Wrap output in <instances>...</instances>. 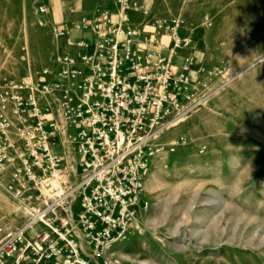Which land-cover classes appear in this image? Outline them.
<instances>
[{"label":"rangeland","instance_id":"374dc122","mask_svg":"<svg viewBox=\"0 0 264 264\" xmlns=\"http://www.w3.org/2000/svg\"><path fill=\"white\" fill-rule=\"evenodd\" d=\"M103 12L114 23L127 17L137 45L152 42L154 58L178 53L174 74H187L189 60L191 79L185 75L203 98L159 139L163 149L139 195V229L115 244V257L123 264H264V0H0V91L19 81L50 88L37 96L45 121L57 126L67 186L79 178L70 137L80 129L61 111L72 84L57 59L69 56L80 68L78 43L87 38L78 27ZM26 220L0 187V243Z\"/></svg>","mask_w":264,"mask_h":264},{"label":"built area","instance_id":"2783aa9c","mask_svg":"<svg viewBox=\"0 0 264 264\" xmlns=\"http://www.w3.org/2000/svg\"><path fill=\"white\" fill-rule=\"evenodd\" d=\"M128 23L105 12L84 20L78 29L94 40L78 43L85 51L80 68L69 56L57 59L72 84L63 89L61 111L80 129L70 137L79 175L73 185L64 183L68 170L52 135L57 126L45 121L37 96L50 88L19 81L0 91V187L27 217L0 243V264H123L113 248L139 229V195L163 149L158 141L203 102L186 73H173L175 52L154 58L152 42L137 45L139 32Z\"/></svg>","mask_w":264,"mask_h":264},{"label":"bare ground","instance_id":"6f19581e","mask_svg":"<svg viewBox=\"0 0 264 264\" xmlns=\"http://www.w3.org/2000/svg\"><path fill=\"white\" fill-rule=\"evenodd\" d=\"M120 13H121V11H120ZM122 15H123V13H122ZM121 15V16H122ZM88 41H90V40H88ZM177 54L178 53H174V55H173V64L175 65V58H176V56H177ZM188 62H190L189 60L187 61V63ZM187 63L183 66V68L182 69H185L186 71H187V74L186 75H188L189 76V78L191 79V77H190V73H191V68L187 65ZM190 65H192L191 63H190ZM188 115V114H187ZM184 119H186L185 117H183V118H181L178 122H176L174 125H173V127H176L179 123H181V122H183L184 121ZM74 169V171L76 172L77 171V168H76V165H75V167L73 168ZM77 175V174H76ZM153 176V175H152ZM151 176V177H152ZM147 181H149V180H147ZM145 182H146V180L144 181V184H145ZM148 184V183H147ZM146 186V185H145ZM201 217H198V219L196 220V222H201ZM193 233L196 235V236H198L199 234H200V232H199V229H194L193 230Z\"/></svg>","mask_w":264,"mask_h":264},{"label":"crops","instance_id":"0c3cea01","mask_svg":"<svg viewBox=\"0 0 264 264\" xmlns=\"http://www.w3.org/2000/svg\"><path fill=\"white\" fill-rule=\"evenodd\" d=\"M80 35H77L79 37ZM83 38L86 39V41L90 40L89 42H92L94 40V37L92 34H83Z\"/></svg>","mask_w":264,"mask_h":264}]
</instances>
